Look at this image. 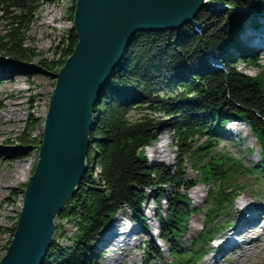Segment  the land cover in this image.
Returning <instances> with one entry per match:
<instances>
[{"label":"trees","instance_id":"1","mask_svg":"<svg viewBox=\"0 0 264 264\" xmlns=\"http://www.w3.org/2000/svg\"><path fill=\"white\" fill-rule=\"evenodd\" d=\"M60 1L0 0V77L9 75L11 69L8 71L4 66L12 62L19 65L17 68L11 64L13 68L21 72L26 71L24 64L34 61L39 69L58 72L77 41L74 31L69 29L66 38L51 49L50 60L38 58L26 40L40 7ZM69 1L67 12L72 18L75 0ZM212 3L224 8H215ZM258 3V0H208L203 15L193 23L174 31L137 33L97 106L95 127L90 132L94 140L86 158L88 170L78 181L74 195L56 215L52 245L47 249L44 264H51L52 259V264H83L81 259L92 251L90 245L123 207L145 221L140 209L147 192L155 202L161 223L160 237L171 257L170 262L160 260L159 264H195L208 251L209 241L219 230L216 215L244 188L237 181L244 175L259 179L257 169H260L244 166L230 154L214 152L217 147L214 133L224 130L234 118L243 120L260 145L264 163V65L257 63L256 51L251 50L253 55L244 52L245 47L239 44V33L251 22L250 11L260 7ZM195 24L197 27L203 24L205 30H194ZM231 48L237 55H244L242 59L246 62L260 67L256 76L234 68ZM207 56L219 57L223 70L206 68L203 60ZM156 83L167 84L175 93L168 98L160 97L153 88ZM135 103L149 104L148 110L163 111L172 119L165 121L147 113L131 119L129 113ZM164 125L174 129L173 145L177 149L174 168L164 163L149 164L141 152ZM34 130L35 123L27 121L23 129L25 138L21 135L19 140L36 144ZM200 138H204L201 143ZM183 160L197 171L202 184L215 182L208 191L206 230L192 239L188 249L179 240L191 212L186 193L200 182L185 177ZM93 163L98 168L96 174L91 170ZM163 197L165 208L160 201ZM63 221L75 226L74 235L65 247L58 241L62 236L59 223ZM15 225L10 228L0 225V238L9 234L7 242L0 239V257L10 243ZM150 247L159 251L153 243Z\"/></svg>","mask_w":264,"mask_h":264},{"label":"rangeland","instance_id":"2","mask_svg":"<svg viewBox=\"0 0 264 264\" xmlns=\"http://www.w3.org/2000/svg\"><path fill=\"white\" fill-rule=\"evenodd\" d=\"M69 4V0H61L59 4L46 3L43 4L37 12L36 19L27 33L26 45L32 49L36 55L39 56L38 58L48 60L52 59L53 52L51 49H53L55 45L60 43V41L66 38L65 36L68 35L70 27L69 21L71 19V16L67 12V7ZM212 5L215 8H224L221 7V4L212 3ZM239 10L242 12V9ZM204 27L205 26L203 24L199 27H197L195 24L192 28L198 32H202L205 30ZM244 52H246V49ZM230 56L234 57L233 66L236 70H239L249 76H256V74L259 72L260 67H256L242 59V57L244 58V55L239 54L236 56L235 54L230 53ZM230 56H228V58ZM257 59V63L264 65V54L261 56L259 55ZM203 61L208 65L206 68L212 67L213 69L217 68L223 70V64L221 65V60L219 57L215 58L213 56H207ZM36 62L37 61L24 64L23 66L25 67L26 71H16L12 74L13 77L9 75H3L0 77V103L2 105L0 106V159L4 161L12 159L17 164H19L20 167L16 171L14 165L0 162V225L7 228H10L14 223L16 224L18 220L19 211L23 201V191L38 159V146L40 145L42 139L44 117L48 109L51 92L55 85V79L53 78L52 74L56 72L39 69V67L36 65ZM11 64L17 68L19 66L17 63L12 62L7 63L4 67L9 68V71L13 68ZM216 64L219 66H216ZM109 88L110 85L107 86L106 90H109ZM153 88L160 97L168 98L171 95L173 96L175 93L173 92L172 87L164 83H156ZM133 105L134 109L129 113V117L131 119H136L145 113L165 121H170L172 119L163 111L148 110V107H150L149 104H141L138 106L139 104L135 103ZM9 106H15L14 109L10 111L11 114L7 112V108ZM96 110L93 113L92 119L94 127L96 123L95 119L97 118ZM150 112H153V114H150ZM5 115L11 117L10 120L6 121L3 125L1 122L3 121V117ZM6 118L8 117L6 116ZM27 121L35 123L33 138L37 143L33 145L25 143L24 140H19L21 135L24 136L23 129ZM5 127L8 130H2ZM225 127L227 128L226 131L230 133L226 132L224 135L225 130L214 133V141L217 142V147L214 149V152L230 154L233 158L239 159L244 166L255 167L260 164L259 168L262 170L257 175L259 179H256L253 175H244V177L241 176L240 180L237 181V184L243 186L244 188L237 197L232 199L229 205H226L221 210V212L216 215V222H218V225H222L221 228H223V230L230 229L231 231L229 243L225 246V250H227L226 248L230 247V245H233L236 240L244 238L242 233L244 234V231L250 227V223L251 229L253 228V224H256L258 221L264 218V163L261 161L262 157L260 156V148L256 142V139L250 132L248 125L243 120L232 119L226 123ZM173 133L174 129L171 126L164 125V127L159 128L155 140L141 150L143 157L149 162V164L164 163L166 165H171L173 168L175 167L174 165L176 162L175 159L177 157V149L173 145ZM160 136L162 142L165 144L163 149L157 148V145L159 144L157 141L160 139ZM203 140L204 138H200L198 139V142L201 143ZM92 143L93 141H91V144ZM156 150L157 152L158 150H162L166 153V155L163 153L159 156L158 154H155ZM86 161L87 160H85V162ZM181 166L187 179H190L194 182H200L198 185L192 186L186 193L189 199L191 212L190 216L185 219L184 230L181 232L179 240L183 248L188 249L192 239L197 237L201 231L206 230L204 221L205 212L208 208V191L214 187L215 182L213 183L212 181L209 184H202L198 179L197 171L194 170L188 163H186V160H183V164ZM86 167L87 171V162ZM91 170L94 174L97 173L98 168L96 167L95 163L91 165ZM6 174H13L12 179L9 178L8 180ZM198 190L203 191L202 193H199V195L201 194L200 196L198 195ZM242 197L249 199L250 203H253L254 206H261L262 210H259V217L254 218L249 222L245 221L243 225L240 226L241 229L239 231L237 230L236 233V231L233 230V227L236 224L238 219L237 217H240L243 214V211H237L235 202L239 201V199ZM160 201L162 206L165 208V198L163 197ZM140 212L146 217L145 222L135 217L131 210L129 211L127 207H123L115 215L116 218L117 214L118 216L121 215L120 220L115 222L113 220L114 217H112L110 224L107 226L109 227L114 221V224L116 223L114 228H117L118 224L120 231L123 230L122 227L126 226L128 227V230L131 228L133 229V232H129L125 235L129 244L127 249L122 250L121 248H118L117 250H113L114 247L111 245L108 250H104L100 253L98 247H101V244L104 241L103 237L100 236L96 242L90 245L91 247L89 248H91L92 251H90V253L85 258L81 259L82 263L116 264V262H118L117 264H159L161 263L160 260H163L164 262H170L171 257L168 254L169 248L166 246L167 244L162 240L161 237L159 240H156V244L159 247L158 252L154 251L150 247V235L157 236V233L160 232L161 223L157 219V208L149 192H147V199L144 205L141 206ZM254 221L255 223H253ZM263 222L264 219L262 223ZM59 224L61 228L60 233L63 236L59 237L58 239L59 245L65 247L69 245V239L71 240V237L74 235L75 226L72 223L65 221L60 222ZM107 227L105 229H107ZM259 232L261 233L262 239H264V225L259 229ZM259 232L257 235H259ZM223 233L224 231L221 232V234ZM221 234H219V230H216L211 240L217 236H220ZM0 239L2 243L7 242L9 239V234L7 233L2 235ZM211 240L209 241V244H211L212 249L210 250L212 252H210L206 257L202 258L196 264H214V258H217L218 260L221 258L222 260L221 263L218 262L215 264H234L233 255H226V252L220 253L218 255L216 251L213 250V246L218 244L220 239L214 241ZM114 251L117 252L116 255L114 254ZM151 251L154 253H151ZM209 258L211 259L208 260ZM53 261L54 259L49 262L52 264ZM243 264L264 263L262 262L261 258H258L254 260L252 259L251 261H246Z\"/></svg>","mask_w":264,"mask_h":264},{"label":"water","instance_id":"3","mask_svg":"<svg viewBox=\"0 0 264 264\" xmlns=\"http://www.w3.org/2000/svg\"><path fill=\"white\" fill-rule=\"evenodd\" d=\"M207 0H75L77 39L58 72L44 117L38 159L23 191L0 264H44L55 217L86 171L96 110L111 76L141 31L176 30L203 15Z\"/></svg>","mask_w":264,"mask_h":264},{"label":"bare ground","instance_id":"4","mask_svg":"<svg viewBox=\"0 0 264 264\" xmlns=\"http://www.w3.org/2000/svg\"><path fill=\"white\" fill-rule=\"evenodd\" d=\"M258 2H259L258 4H260V7L258 6L255 9L250 11V14H252L251 17H250L251 22L246 24L244 26V28L239 33V41H240L239 44H242V46H245V47L250 46L251 47V48H249L250 50L256 51L257 55L261 56L262 54H264V1L263 0H258ZM188 23H193V20H192V22L190 21ZM71 29H72V27H71ZM169 31H174V30H169ZM141 32H144V31H141ZM230 53H233V54H235L237 56V54H236L237 51H234V48H231V52ZM16 71H18L16 68L11 69L10 72H9V76L13 77L12 74L15 73ZM14 107L15 106H9L7 108V112H9V114H11L10 111H12L14 109ZM6 116L8 118H6ZM10 117L11 116L5 115L3 117L4 119L2 118L3 121L1 123H3V125H4L6 121L10 120ZM2 130H8V129L5 127ZM224 130H225L224 131V135H225L226 132L230 133V132L226 131L227 128L224 129ZM249 130H250V128H249ZM250 132L252 133L251 130H250ZM2 133H3V131H2ZM159 138L160 139H158V141H157V142H159V144L157 145V148L158 149H163L165 144H164V142H162L161 136ZM256 142H257V144H258V146L260 148V145H259L257 139H256ZM260 152H261V148H260ZM163 153H165V152L162 151V150H158V152H157V150L155 151V154H158L159 156L161 154H163ZM165 155H166V153H165ZM0 162H4V163L9 164V165H14L16 171L20 168L19 164H17L12 159H9L7 161H4V160L0 159ZM259 165L255 166V167L254 166L253 167H249V168H256V167H259ZM257 170H258V173H260L262 171L261 169H257ZM6 176L8 177V180H9V178L12 179L13 174L12 175L11 174H6ZM202 192L203 191L198 190V195H199V193H202ZM235 207H236L237 211H243V214L240 217H237L238 219L236 221L235 226L233 227V230L236 231V233H237V230L239 231L241 229L240 226L243 225L244 221L249 222L252 219L259 217V214H260L259 210L261 209V207L260 206H254V204L250 203L249 199H246V197H242L241 199H239V201H236L235 202ZM120 216L121 215H119V216L117 215V218L114 217L113 220L115 222H118L120 220ZM239 219H241V222L238 224ZM263 219L258 221L256 224H253L252 225L253 228L249 229L246 234L242 233V236L244 238L240 239V240H236L233 243V245H230V247L226 248L227 250H225V246L229 243V236H230L231 231H230V229L223 230V228H221L222 225H219V234H221V232H223V231H224V233L219 236L220 237L219 238L220 242L218 244H216L215 246H213L214 247L213 250H215L218 255L220 253H223V252H226L227 253L226 255H228V254H231V256L233 255L234 264H238V263L243 264L246 261H251L252 259L254 260V259H258V258H261L262 262L264 263V242H263L264 239H262L261 233L259 232V229L262 228V226L264 225V222L261 223L263 221ZM114 221L109 227H107V229L102 230V232L100 233V236L103 237V239H104L103 243L101 244V247L100 246L98 247L100 253L102 251H104V250H108V248H110L111 245L114 247L113 250H117L118 248L119 249L121 248L122 250H124V249H127L129 247L128 240H127L125 235L128 234L129 232H133V229L131 228V229L128 230V227L126 226V227H122L123 230L120 231L119 228H118V224H117V228H114V226L116 224V223L114 224ZM143 222H145V221H143ZM147 230H148V228H147ZM258 232H259V235H257ZM159 238H160V232L157 233V236L156 235L155 236L154 235H150V238H149L150 239V245H151V241H152V243L157 246L156 240H159ZM158 249H159V247H158ZM210 249H212L211 244H209L208 251L205 254H203L202 257L199 258L195 262V264L198 261H200L202 258L206 257L210 252H212ZM99 252H98V254H99ZM114 254L116 255L117 252L114 251ZM210 259L211 258H209L208 260H210ZM221 261H222L221 258H220V260H218L217 258H214V264L218 263V262L221 263ZM117 263L118 262H116V264Z\"/></svg>","mask_w":264,"mask_h":264},{"label":"built area","instance_id":"5","mask_svg":"<svg viewBox=\"0 0 264 264\" xmlns=\"http://www.w3.org/2000/svg\"><path fill=\"white\" fill-rule=\"evenodd\" d=\"M69 29H71V27H72V18L70 19V21H69Z\"/></svg>","mask_w":264,"mask_h":264}]
</instances>
